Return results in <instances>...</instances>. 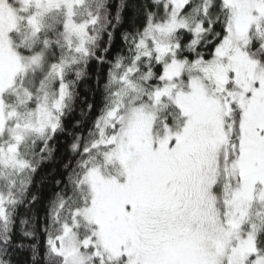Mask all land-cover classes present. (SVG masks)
<instances>
[{
	"label": "snow or ice",
	"instance_id": "1",
	"mask_svg": "<svg viewBox=\"0 0 264 264\" xmlns=\"http://www.w3.org/2000/svg\"><path fill=\"white\" fill-rule=\"evenodd\" d=\"M0 264H264V0H0Z\"/></svg>",
	"mask_w": 264,
	"mask_h": 264
}]
</instances>
